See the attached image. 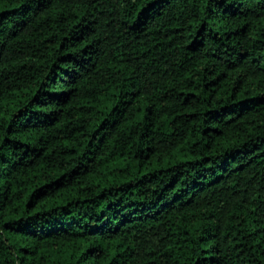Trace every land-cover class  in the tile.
<instances>
[{"label":"trees","instance_id":"16d2710c","mask_svg":"<svg viewBox=\"0 0 264 264\" xmlns=\"http://www.w3.org/2000/svg\"><path fill=\"white\" fill-rule=\"evenodd\" d=\"M0 264H264V0H0Z\"/></svg>","mask_w":264,"mask_h":264}]
</instances>
